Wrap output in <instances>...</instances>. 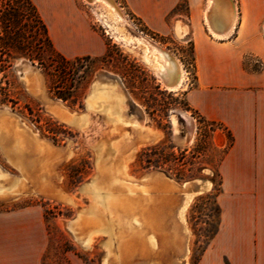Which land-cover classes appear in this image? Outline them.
I'll list each match as a JSON object with an SVG mask.
<instances>
[{"label": "rangeland", "instance_id": "374dc122", "mask_svg": "<svg viewBox=\"0 0 264 264\" xmlns=\"http://www.w3.org/2000/svg\"><path fill=\"white\" fill-rule=\"evenodd\" d=\"M79 1L87 9L93 29L104 26L95 6ZM126 16L137 33L128 28L126 32L135 42L140 40L138 33H141L165 46L181 61L187 72L188 90L196 79L193 45H181L172 38L156 39L139 19ZM37 38L34 18L25 7V1L0 0V113L19 122L26 130L27 140L32 141L35 133L51 146L54 159L61 156L59 161L48 159L46 168L53 177L49 180L50 187L59 189L67 202L34 193L41 174L37 160L41 155L36 146L26 149L27 162L30 166L35 163L36 167L31 170L22 169L0 146L1 171L9 176V184L13 183L10 186L8 182L0 181V192L4 185L15 186L18 179L25 185L20 196H0V227L5 226L4 218L9 216L33 221L38 233L31 235L29 232L24 237L27 242H39L38 246H33L39 249V264H103L110 241L113 244L110 264H196L219 226L215 197L222 183L219 166L232 142L227 130L220 123L207 121L192 110L185 91L169 92L138 56L115 40L106 43L108 47L103 57H90L80 62L68 58L73 63L67 66L65 74L60 75L54 67L47 66L46 54L42 56L45 66L30 60V56L35 57L33 51L36 48H32L36 46ZM253 65L256 70L263 67L258 61ZM25 70L39 77H34L26 85L23 79ZM102 85L120 86L126 95L127 109L123 115L129 122L120 124L119 128L111 124L105 110L88 107L90 97ZM41 90L43 96H40ZM57 105L66 108L70 114L87 115L88 125L79 128L59 121L52 112ZM184 115L192 119V126ZM134 117L144 119L146 126L159 135L154 143L139 144L129 172L131 186L149 193L141 194L140 204L144 216L149 213L152 220L141 218L142 227L139 229L133 224L139 231L141 244L137 247L133 244L134 234L119 226L114 227L116 239L110 236L108 229H103L97 232L93 244L85 247L78 241L81 234L66 227V222L75 221L90 207L86 193L88 184L103 177L102 164L110 166L120 159L122 152L116 156L112 145L116 143L122 147L124 143V146L127 144L125 147H130L140 142L143 132L132 125L130 120ZM173 117L180 125L178 131L174 128ZM122 137L132 138L131 142ZM124 146L123 151L129 149ZM101 147L106 149L105 154H102ZM152 176L158 177L163 185L145 179ZM188 193L200 194L186 212L189 231L185 232L178 213ZM123 213L124 209L118 210L122 218L126 215ZM150 236L155 242L154 248L147 244Z\"/></svg>", "mask_w": 264, "mask_h": 264}, {"label": "crops", "instance_id": "0c3cea01", "mask_svg": "<svg viewBox=\"0 0 264 264\" xmlns=\"http://www.w3.org/2000/svg\"><path fill=\"white\" fill-rule=\"evenodd\" d=\"M33 1L67 59L103 57L106 43L115 42L106 26L93 29L79 0ZM230 1L235 30L229 39L217 40L203 21L207 0H118L156 39L193 45L196 79L185 91L189 107L220 123L232 139L219 166V226L196 264H264V0ZM256 60L261 70L255 69ZM4 222L0 264H39V249L33 248L39 242L24 237L38 233L34 222L16 216Z\"/></svg>", "mask_w": 264, "mask_h": 264}, {"label": "bare ground", "instance_id": "6f19581e", "mask_svg": "<svg viewBox=\"0 0 264 264\" xmlns=\"http://www.w3.org/2000/svg\"><path fill=\"white\" fill-rule=\"evenodd\" d=\"M84 1L87 4L96 7L100 20L102 21L103 25L108 28V32L113 36L114 40L122 44L128 51L138 56L143 61V64H145L154 73V75L160 80V82L169 92L186 91L187 72L185 71L181 61H179V59L175 56L172 51L165 48V46L160 43H157L156 41L148 39L141 33H138L140 40H138V42H135L133 40L134 38L128 32H126V29L128 28L133 31L135 30L129 25L125 10L116 0ZM236 20V8L230 0H207L206 7L203 11V21L210 35L213 38L217 40L229 39L234 33ZM184 33V30H180L178 36L182 38L184 36ZM171 59L174 62H172ZM177 72L179 73V80L175 84ZM36 76L37 78L39 77L37 74H34L31 71L25 70L24 77H22L24 79V83L28 85L32 82L31 79H34V77ZM40 96H43L42 90ZM126 99V95L120 86L102 85L101 88L90 97V100L88 101V107L91 110H105L108 114V119L111 121V124H113V126H115L116 128L118 126H121L120 124L129 122L123 115V112L127 109V105L125 103ZM52 112L53 115L59 121L64 122L70 126L85 128L88 125L87 115L83 114L81 116H76L77 114H70V111H68L63 106H55ZM140 114L143 115L141 111ZM184 117L187 120V123L192 126V119L187 115H184ZM130 121L131 123H133L132 125L136 127V129L138 128L140 131L143 132V135L140 134V142L130 147L127 146L129 147V149L125 147L127 144L124 146V143L122 142V147L124 146L125 148H127L124 151L122 150V147L119 144L115 143L112 145L113 151L116 152V156L117 154L122 152L120 159L116 162H114V159V163H112L110 166H108L106 163V165L102 164L101 176L103 177L101 179H97L95 177L96 179L94 178L95 180L88 184V190L86 193L89 195L88 198L90 200V207L84 212L83 215H79L75 221L68 223L66 222V227L72 230H76L78 233L81 234H78L81 237H79L78 241L82 243L85 247H90L95 241V236L97 235V232L103 229H108L111 233L110 236L113 235L114 239H116V236L114 234V227L116 226L124 228L125 230L127 229V232L132 233V235L134 234L133 244L135 245V247H137L141 243L138 240L139 231H137V229L135 228L138 227L139 229L142 227L141 218L145 220L147 219L148 221L152 220L151 214L147 213L145 214L146 217L144 216L140 204V200L142 199L141 194L143 193L149 195V193L145 191H138L135 187L131 186V181L129 180V172L131 163L133 162L134 156L141 144L144 145L154 143L158 139L159 135L152 128L146 126L144 119L138 120L136 117H134ZM25 125L26 124H24V126ZM173 125L175 130L178 131L180 125L175 117H173ZM33 134L34 138H32V141L27 140L26 130L23 129L20 123L11 121V119L7 118L5 113H0V146L8 154V157L18 163V165L22 169L26 168L27 170H31L35 169L36 167L35 163L30 166V164L27 162L26 149L34 145L38 149V154L41 155V157L39 156V158L37 159L39 173L41 171V174L38 178L39 185L34 193L51 197L52 199L60 202H67V198L59 191V189L55 190L53 187H50L51 183H49V180H51L53 177H51L50 172L48 171L50 169L47 170L46 164L48 163V159H54V155L51 156V146L47 142L39 139L37 134ZM126 139L128 140L126 142H131L130 140L132 138L130 140L129 138ZM126 139L124 138L123 140ZM190 141L192 142V137L190 138ZM101 152L102 154H105L106 149L103 147L101 149ZM98 154L99 153L97 152V156ZM60 158L61 156L57 155L54 161H59ZM33 166L34 168H32ZM98 167L101 168L100 164ZM98 177H100V174L98 175ZM145 179L149 181L154 180V183L159 184L161 186L164 183L160 182V179L156 176H152L150 178ZM0 181H3L5 183L8 182V185H10L9 176L5 172H2L1 168ZM17 181V184H15V186L11 188L9 186L4 187L6 186L4 185L2 187V191L0 192V196L9 198L20 196L21 191L25 190V185L22 182L23 180L21 181L18 179ZM170 183L174 184V182L172 183L171 181ZM207 185L209 187L210 184L207 183ZM199 194L200 193L186 194L184 204L179 210V219L184 225L185 232L189 231L185 218L186 212L193 199ZM119 209L125 210L126 215L124 218L118 215ZM133 224H135L136 227H133ZM151 237L152 236L148 238L147 244L154 248L155 242ZM128 244L129 242H127L126 244L127 247ZM109 246L110 247L107 251L106 256L104 257L103 264H110V259L111 257H113L112 241H110ZM116 259L118 260V258Z\"/></svg>", "mask_w": 264, "mask_h": 264}, {"label": "trees", "instance_id": "16d2710c", "mask_svg": "<svg viewBox=\"0 0 264 264\" xmlns=\"http://www.w3.org/2000/svg\"><path fill=\"white\" fill-rule=\"evenodd\" d=\"M25 7L30 11L32 17L34 18V23L36 25V33H38L37 44L32 49L36 48V51H33L35 57H31V61H37L41 66H45V60L42 58L44 54L48 56V67H54L56 71H59V74H65L68 69L67 66L72 64L70 60L64 57L60 52L55 48L50 35L49 30L42 19L38 8L34 4L33 0H24ZM9 21V20H7ZM35 52V53H34ZM85 59H90V57L76 58L75 62H80ZM65 76V75H64Z\"/></svg>", "mask_w": 264, "mask_h": 264}, {"label": "water", "instance_id": "95a60500", "mask_svg": "<svg viewBox=\"0 0 264 264\" xmlns=\"http://www.w3.org/2000/svg\"><path fill=\"white\" fill-rule=\"evenodd\" d=\"M172 60V59H171ZM172 62H174L173 60H172ZM176 76H177V78H176V80H175V84L178 82V80H179V73L177 72V74H176ZM160 177H162V178H164L166 181H168V182H170L171 180L170 179H168L166 176H163V175H160ZM172 182V181H171ZM173 183V182H172Z\"/></svg>", "mask_w": 264, "mask_h": 264}]
</instances>
